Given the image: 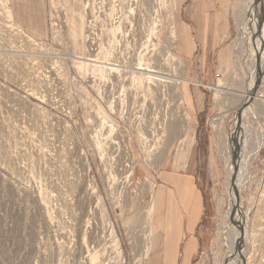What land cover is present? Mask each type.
<instances>
[{
    "label": "rangeland",
    "instance_id": "374dc122",
    "mask_svg": "<svg viewBox=\"0 0 264 264\" xmlns=\"http://www.w3.org/2000/svg\"><path fill=\"white\" fill-rule=\"evenodd\" d=\"M246 2L0 0V264H219L248 93ZM171 59L182 83L152 84L148 71L159 61L171 73ZM158 121L175 135L156 146L146 129ZM242 124L264 131V106ZM251 162L240 209L254 240L242 250L264 264V140ZM167 173L203 197L187 239L163 216Z\"/></svg>",
    "mask_w": 264,
    "mask_h": 264
},
{
    "label": "bare ground",
    "instance_id": "6f19581e",
    "mask_svg": "<svg viewBox=\"0 0 264 264\" xmlns=\"http://www.w3.org/2000/svg\"><path fill=\"white\" fill-rule=\"evenodd\" d=\"M248 2L245 9V13L243 18L241 19L242 22L240 23L241 25V31L239 36H243L245 38L246 46H247V54L244 56V67L247 73L250 75V78L252 81L258 78V73L255 71L256 68V58L252 59L251 57L253 54L254 49H256V56L257 55H263L262 51H264V28L261 32L259 37L257 36V31H258V25L259 22L261 21V16L258 14L257 10L260 9V4H262V11H264V0H246ZM246 2V3H247ZM260 17V18H259ZM259 18V19H258ZM249 29L252 30V35H248ZM255 45V47H254ZM264 56V55H263ZM262 58V57H261ZM159 60V59H158ZM172 60V59H171ZM264 60V57L261 59ZM168 61V60H167ZM176 66V68H173L171 73H166L165 69L162 67V63L157 62L156 68L153 70H149L148 72L150 73V76L148 77V80L153 84H158L161 85L163 84H168V85H179L183 81V74L184 71H180V65H178V61L172 60ZM170 61V62H172ZM263 62V61H262ZM116 66V65H115ZM173 66V65H172ZM171 67V66H170ZM137 70H141L139 68H136ZM175 70V71H174ZM155 84V85H156ZM218 93H224L221 91V89L217 90ZM261 94V95H260ZM243 97H248V101H246L247 106L242 109L241 113V119L246 117L247 114L252 115V119L256 113L257 105H262L264 106V89H261L259 92V95L255 97L257 98L259 103H251L250 100V95L249 92L246 94L242 95ZM256 100V101H257ZM255 101V102H256ZM237 118V117H236ZM251 123H249L250 125ZM165 122H151L150 126L146 129V135L149 134L151 137H153V140H150V142H155V145L157 146L158 143L162 141V138L167 139V141H170L174 135H175V130L173 127L170 126V128L166 125L164 128ZM172 125V124H171ZM175 126V125H174ZM161 130V133H160ZM143 135V134H142ZM145 136V134H144ZM143 137V136H142ZM148 141V138L145 139ZM263 140H264V131L263 128L260 131H255L254 128L251 127L248 129L246 125L244 126L243 124L240 125L239 127L237 126V122L235 124V130L233 131L232 135L230 136V145L231 146L229 149L233 152V157L235 154L238 153L236 159L237 161L235 163H231L233 165L234 169V174H235V168H239V172L236 175V182L235 186H232V178L230 181H228V186H227V194L230 199V209L227 212L225 216V221L227 223V227L223 230V241L225 245L228 247L227 254L225 256H222L219 260V264H251V257H248L242 250V256L244 258V261L242 260L241 256L238 254H235L236 251V246L240 240V231H239V226L242 224L244 225L245 222L249 219L248 215L246 213H242L240 206L238 207L236 205V195H235V190L238 191V193L241 195L242 193V188L244 186V182L246 180V167H249V163L255 159L257 156L258 152L263 146ZM116 143V142H115ZM253 143V145H252ZM239 144L242 146V152L239 151ZM164 146H165V141H164ZM168 145H166L167 147ZM228 146V147H229ZM165 147V148H166ZM163 148V147H162ZM164 148V150H165ZM229 151V150H228ZM229 162H231V158L229 157ZM252 163V162H251ZM132 177V172L130 171L126 178ZM233 177V176H232ZM234 211V222L235 224H232L230 222V217L232 212ZM150 212V211H149ZM148 212V213H149ZM150 217V216H149ZM149 219V218H148ZM224 221V220H223ZM150 224V223H149ZM245 227V225H244ZM151 237V235H150ZM254 240V235H249L248 230H244V236L242 238V244L246 246L249 244L250 246L251 241ZM85 241V240H84ZM86 243V242H85ZM224 245V244H223ZM246 248V247H245ZM222 254V253H221ZM93 258V257H92ZM94 258L91 259L92 264L94 263Z\"/></svg>",
    "mask_w": 264,
    "mask_h": 264
},
{
    "label": "crops",
    "instance_id": "0c3cea01",
    "mask_svg": "<svg viewBox=\"0 0 264 264\" xmlns=\"http://www.w3.org/2000/svg\"><path fill=\"white\" fill-rule=\"evenodd\" d=\"M198 1L200 2V4H204V2H206V0ZM204 19L205 20L204 22L202 21V23H204L203 34L205 35L208 29L207 24L210 21L209 16H205ZM193 23L194 31L196 32L198 28V31L200 32L202 26L200 20H198V25H196L197 22L195 23L193 21ZM201 36L202 34L200 32L199 47H201V45L205 46V44L201 42ZM210 52H212L213 54L215 53L214 46H211ZM200 103L201 102H198V100L193 101L194 113H200ZM165 179V182H167V188L163 187V190L161 191L162 199L163 201H165V203L163 204L162 212L164 217L166 215L165 218L166 222L168 223V230L170 231L169 228L174 229L173 227L176 226V231L179 237L176 236V233H174L173 236L180 238V235L182 233V237L184 239H187V234L194 232L196 226L202 220L204 213V201L202 194L196 189L193 179L187 174L175 175L172 173H167ZM174 222H176L177 225H175ZM175 247L176 245L174 244V247L171 251H175Z\"/></svg>",
    "mask_w": 264,
    "mask_h": 264
},
{
    "label": "water",
    "instance_id": "95a60500",
    "mask_svg": "<svg viewBox=\"0 0 264 264\" xmlns=\"http://www.w3.org/2000/svg\"><path fill=\"white\" fill-rule=\"evenodd\" d=\"M264 23V11L262 12V17H261V21L259 22V26H258V35H260L261 33V28H262V25ZM258 64H259V58H258ZM264 74H262V72L260 71V69H258V78L256 79V81L254 82L253 86L250 88L249 90V95H250V102H252L253 98L255 97L257 91H258V88L261 84V81H262V78L264 77L263 76ZM248 101V100H247ZM248 103V102H247ZM247 103L245 104V107L247 106ZM241 113H242V109H240L238 111V114H237V126L239 127L242 123V119H241ZM238 153L234 155L233 157V163H235L237 161L236 157H237ZM239 172V168H235V174L232 178V186L234 187L235 186V182H236V175L238 174ZM235 195H236V205L239 207L240 206V194L238 193L237 190H235ZM230 222H232V224H235L234 222V211L232 212L231 214V217H230ZM239 231H240V240L236 246V251H235V254H238L241 256L242 260L244 261V258L242 256V247H243V244H242V238L244 236V226L241 224L239 226ZM245 264V263H243Z\"/></svg>",
    "mask_w": 264,
    "mask_h": 264
},
{
    "label": "built area",
    "instance_id": "2783aa9c",
    "mask_svg": "<svg viewBox=\"0 0 264 264\" xmlns=\"http://www.w3.org/2000/svg\"><path fill=\"white\" fill-rule=\"evenodd\" d=\"M262 4H260V9L259 10H257V12H258V14L262 17ZM261 20V19H260ZM259 26V25H258ZM263 28H264V23H263V25H262V31H263ZM249 34L248 35H252V30L251 29H249V32H248ZM261 34H262V32H261ZM257 36L259 37V35H258V31H257ZM241 39L242 40H244L245 38H243V36L241 37ZM263 53V55H264V51H262ZM247 54V52L245 53V55ZM245 55H243L242 56V58H241V60H240V62L241 63H243V61H244V56ZM263 55H257L256 56V68H255V70H257V73H258V69H260V71L262 72V74H264V60H261L264 56ZM262 57V58H261ZM258 58H259V64H258ZM263 61V62H262ZM236 62H238V61H236ZM224 69L223 68H221L220 70H218L215 74H214V77H215V81L218 83V82H220V81H222L223 79H224V71H223ZM264 76V75H263ZM256 81V79L254 80V81H252L251 80V78H250V75L249 76H247V78H245V84H247V86H248V89H247V91L249 92V90H250V88L253 86V84H254V82ZM261 89H264V77L262 78V81H261V84H260V86H259V88H258V91H257V93H256V95H255V97L256 96H258L259 95V92H260V90ZM261 95V94H260ZM255 97L253 98V100H255ZM247 100H248V97H247ZM188 125V124H187ZM184 132H186V134L188 133V130H187V128L186 129H184Z\"/></svg>",
    "mask_w": 264,
    "mask_h": 264
},
{
    "label": "trees",
    "instance_id": "16d2710c",
    "mask_svg": "<svg viewBox=\"0 0 264 264\" xmlns=\"http://www.w3.org/2000/svg\"><path fill=\"white\" fill-rule=\"evenodd\" d=\"M205 204H206V201H205Z\"/></svg>",
    "mask_w": 264,
    "mask_h": 264
}]
</instances>
